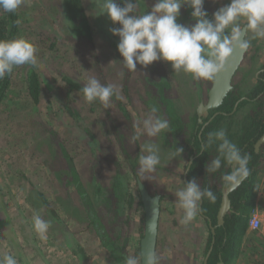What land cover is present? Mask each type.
Wrapping results in <instances>:
<instances>
[{"label":"rangeland","instance_id":"obj_1","mask_svg":"<svg viewBox=\"0 0 264 264\" xmlns=\"http://www.w3.org/2000/svg\"><path fill=\"white\" fill-rule=\"evenodd\" d=\"M82 1L96 29V45L92 48L87 42L74 38L62 0H24L19 7L23 37L33 42L38 50L41 66L35 70L42 82L43 99L38 105H20L21 101L16 98V103H8L6 99L0 105V258L7 253L13 255L18 264H25L23 259L27 264H124V260L118 263L108 252L93 226L90 227L84 219L87 206H81L80 195L73 194L72 188L67 189L68 181L72 187L76 183L75 178L67 173L72 163L69 159L72 156L77 160L76 169L87 187L90 182L99 180L103 187L110 188L115 176H119L123 185L124 179L129 178L130 191L139 195L138 157L143 154L140 147L153 142L160 148L161 162L154 173L145 179L141 177L143 180L140 181L149 185L152 193L165 198L161 204L157 246V254L162 257L160 264H203L209 240L207 226L200 213L189 224H181L183 211L176 202L175 193L184 186V155H174L175 151L168 147L162 133L152 138L142 135L136 141L132 136L135 134L134 125L148 115L150 106H158L159 116L166 108L160 102L161 97L173 101L176 110L187 120L191 118L201 100H205L210 81L199 83L200 80H193L190 74L175 73L170 62L157 60L147 67L137 64L131 81V95L126 97L127 69L117 48L119 36L110 31L121 25L113 23L107 13H102L103 0ZM115 2L121 7L124 5V0ZM156 2L139 0L138 14L151 12ZM216 2L219 3L217 6ZM230 3L231 0H204L203 8L212 19L214 12ZM243 23L241 21V26ZM247 39L251 43L248 59L250 61L254 56L253 67L259 68L264 63V39H252L251 32ZM31 68L29 65L18 66L7 92L8 98H14L13 94L21 90L24 92V79ZM247 70L235 80L243 89L250 85L248 82L253 83L250 69ZM91 76L102 84L113 83L120 87L122 105L130 112L132 120L125 118L117 107L119 100H115L111 108L99 112L104 125L98 129L95 118L91 119V114L85 115L81 109L87 104L82 96L76 97L78 102L74 104L78 107L75 110L83 113L82 124H72L70 118H64L63 108L67 103L64 78H71L84 86ZM246 112L244 109L243 113ZM88 128L92 129L89 132L96 136L95 140L85 133ZM45 129L58 133L60 138L45 135ZM64 140L66 144H62ZM126 166H135L136 174L125 169ZM117 169L123 172L122 176ZM31 184L52 201L51 210L38 203L36 206L33 199L32 203L28 200ZM66 190L70 196H63L68 194H63ZM258 198L264 208V182L260 184ZM64 201H70L71 215L64 209ZM93 208L97 211L99 207ZM52 211H56L55 215ZM120 212L119 215L112 212L100 214L103 226L113 240L120 238L116 245L121 251L125 249L126 256H138L136 252L144 231L141 230L142 218L135 211ZM36 214L50 222L46 239L42 240L33 228L32 217ZM244 236L233 264H264L262 226L260 231H252L246 240Z\"/></svg>","mask_w":264,"mask_h":264},{"label":"clouds","instance_id":"obj_2","mask_svg":"<svg viewBox=\"0 0 264 264\" xmlns=\"http://www.w3.org/2000/svg\"><path fill=\"white\" fill-rule=\"evenodd\" d=\"M23 3L24 0H0V11L13 13ZM185 4L192 9L191 16L196 20L191 27L177 22L180 9ZM203 5L204 0H157L151 12L138 14L139 0L135 3L124 0L123 7L115 0H103L101 11L107 13L113 23L121 25L110 31L119 36L117 48L129 72H136L137 64L147 67L154 61L163 60L171 63L175 73L190 74L193 80L213 81L224 71L234 49L243 53L250 48V40L245 38L248 32L252 33V39H264V0H231L229 5L214 12L211 20ZM37 51L35 44L25 37L0 40V79L18 66L29 65L39 69ZM80 92L86 103L99 102L104 109L111 108L113 97L122 99L118 85L102 84L95 76L86 79ZM158 111V106L152 105L148 115L137 121L133 141L142 135L152 138L167 132L169 121L157 115ZM216 142H219L218 154L208 164L207 172L215 173L222 166L235 165L234 170L222 175L225 189L235 191L251 175L248 167L251 157L241 153L223 128L209 132L200 150L206 152ZM140 148L143 154L138 157L137 177L145 179L156 171L161 162L160 148L153 142H146ZM182 152V148H176L174 155ZM175 196L178 208L183 211L180 223L184 225L197 217L204 198L210 202L216 200L214 192L210 188L202 189L195 179L184 184ZM32 223L39 237L46 239L50 222L36 214ZM155 228V223H152L150 230L155 231ZM161 259L154 248H148L139 256L128 255L124 264H160ZM0 264H18V261L5 253Z\"/></svg>","mask_w":264,"mask_h":264},{"label":"trees","instance_id":"obj_3","mask_svg":"<svg viewBox=\"0 0 264 264\" xmlns=\"http://www.w3.org/2000/svg\"><path fill=\"white\" fill-rule=\"evenodd\" d=\"M62 2L69 18V23L71 25L74 38L87 42L90 48L94 47L96 45V29L90 22L83 1L62 0ZM216 3L217 6L219 3ZM181 8L185 9H181V13L177 18V22L191 27L196 23V20L191 16L192 9L186 4ZM20 17L19 8L13 13L0 11V40H10L17 37H23L22 29L20 27ZM208 19L211 20V16L209 14ZM17 21H19V24H17ZM17 69L18 67H15L13 72L11 74H7L1 81L0 105L6 99V101L9 103L13 102L15 98L21 101L20 105L22 103L23 105H27L29 103H33L34 105L40 104L41 100L43 99V86L40 76L35 68H31L27 71L26 77L24 79V92L21 90L18 94H13L14 96H12L14 98L7 97V92L11 83L13 82L14 74ZM134 73L135 72H129L127 70V78L126 82L124 83V92L126 97L131 95V81ZM64 86L66 89L65 99L67 101L65 107L63 108V112L66 115L64 118L66 120L67 118H70L72 120V124L75 123L77 125H81L83 119V115L81 114L83 113L75 110L78 109V107L74 106V104L78 102L75 99L76 97H83V93L80 92V89L83 87V85L71 78H64ZM163 89H165V87H163L162 90ZM241 97L242 95L241 93L239 94L238 89L230 93L225 99L223 105L218 110H216L224 112L225 114L220 113L212 118L214 114L212 113L211 117L209 116V118L205 119V124L203 125L198 122V115L194 111L192 117L187 120V118H185L176 110V105L173 103V101L169 100V98L168 100L164 97L160 98L161 104L163 107H166L164 110H162L160 116L169 121V129L167 132L162 134L167 139V145L171 150L175 151L176 148L183 149L182 154L184 155L186 161L185 171L183 174L184 184H187L188 181L195 179L202 189L210 188L216 196L215 202H210L207 198H204L201 201L199 211L200 215L206 221V226L209 233L208 245L205 250L206 254H208L209 250H211L209 264H217L220 261V255L225 264H233L234 260L239 255L238 252L242 244V239L245 235L246 228L249 226L251 214L255 210L259 187L264 176V151L261 149L260 152H256L255 149L256 142L264 133V80L261 78L259 79V84L254 87L253 92L250 95L244 96L245 99L240 102L237 111L235 112V105ZM115 100L117 99L113 97L112 101ZM14 103L16 102L14 101ZM249 105L252 106L255 112L244 118L242 122L239 121L236 123V117L238 115L237 113L239 112L240 108ZM117 107L120 111H122L125 118L132 120L130 112L124 108L121 99H119ZM81 109L85 111V115L91 114V119L95 118L94 123L96 128H103L104 123H101V119L99 118V112H105L103 105H101L99 102H93L92 104L87 103ZM233 124L235 129L233 128ZM221 128L226 130L228 139L241 149L242 154H248L251 157L248 164V167L251 170V175L240 185L239 188L230 194L232 207L225 218L224 225L222 226L218 225L217 218L222 203L223 190L225 189L222 175L232 171L233 165L230 167L222 166L219 171L215 173H208L207 166L218 154L217 146L219 142L213 144L206 152L200 150L201 145L207 140L208 133L214 132ZM91 130V128H88L86 129L85 133L92 140H95L96 136L92 132H89ZM44 132V134L47 136L52 135L53 137L56 136L60 138L59 135H57L58 133L52 130L45 129ZM64 143L66 144L65 140L62 144ZM63 150L66 151L65 149ZM65 155L68 158V155ZM192 158H194L193 161H191ZM53 160L56 161V158H53ZM69 160H72L73 165L72 163L69 165L67 173L75 178L76 183L72 187L70 186L71 182L68 181L67 189L72 188L74 190L73 194L78 193L80 197L84 199L83 202H81L82 199L80 201L81 206H87L86 212L84 210V219L87 220L90 227L93 226V229L100 237L102 244L107 248L108 252L111 253L118 263H121V259L124 260V258L127 257L125 254V249L121 251V249L117 248L116 242H118L120 238L118 237V241L111 238L110 234L103 226L100 214H109L112 212L113 214L116 213L119 215V213H121L120 210H128L132 212L135 211V213L140 215L142 218L141 230L143 231L145 225V212L139 189V195L132 193L129 189V178H126V180L124 179L125 185H123V180L119 176H115L111 186L109 185L110 188L103 187L104 185L99 180L97 182H90L87 187V185L81 179L79 170L76 169L77 160L73 159L72 156ZM125 169H128L132 173L136 174L135 166H126ZM118 173L121 174V176L123 175V172L119 170ZM137 181H140V178H137ZM145 185L151 194H156L152 193V191L149 189V185ZM32 186L33 185L31 184L29 187L30 196L28 197V200L31 203L34 200L36 202V206L40 204L39 206H43L46 209L51 210L49 208L53 207L52 201H50L49 198L42 192L32 188ZM67 192L68 190H66L63 194ZM63 196H70V192ZM164 199L165 198L162 196L161 200ZM62 204L64 205V209L68 210L67 214L71 215L70 201H64ZM93 207L99 208L96 211V208L94 209ZM52 212L55 215L56 211ZM57 219H61L59 215L57 216ZM66 230L67 228L65 226V231ZM126 246L127 245L125 244V247ZM136 253L138 256L140 255V246L137 248ZM23 261L25 264L28 263L24 259Z\"/></svg>","mask_w":264,"mask_h":264},{"label":"water","instance_id":"obj_4","mask_svg":"<svg viewBox=\"0 0 264 264\" xmlns=\"http://www.w3.org/2000/svg\"><path fill=\"white\" fill-rule=\"evenodd\" d=\"M247 51L241 53L238 49H234L231 56L227 59L224 71L220 72L214 79L212 88L208 95V102L205 105L201 103L199 107L200 116H208L210 110L220 107L228 93L234 89L233 79L242 65L245 54ZM202 123V120L200 121ZM264 143V137L258 144ZM257 147V148H258ZM138 188L140 191L141 199L144 205L145 212V225L143 237L140 241V253L145 249L154 248L157 252L158 238H159V225L162 210V200L160 195H152L146 185L142 181H138ZM233 191L223 190V198L221 207L218 213V225L222 226L225 223V218L230 212L232 201L230 194ZM158 210V212H157ZM155 223V231L150 230V225ZM224 264V263H221Z\"/></svg>","mask_w":264,"mask_h":264},{"label":"flooded vegetation","instance_id":"obj_5","mask_svg":"<svg viewBox=\"0 0 264 264\" xmlns=\"http://www.w3.org/2000/svg\"><path fill=\"white\" fill-rule=\"evenodd\" d=\"M248 35H249V32L247 33V35H246L245 38H248ZM248 55H249V49L247 50V52L245 54V58H244V61H243L242 65L240 66L239 70L237 71V73H236V75H235V77L233 79V83L232 84L234 86V89L231 92L228 93V95H229L230 93H232L233 91H236V89H238L239 94L241 93V95H242V97L238 100V102L235 105V108H234V111L235 112L237 111V108H238V105L240 104V102H242L245 99L244 96L245 95H250L253 92L254 87L259 84V79L261 78L262 80H264V63L261 64V66L259 68H255V67H253V62L255 60V57L254 56H251L250 57V61H249ZM248 64H250V66H248ZM246 67H247V69H250V72L249 73L252 74L250 76H251V78H253V83L248 82L250 85H247V87L245 89H243V87H240L239 85L236 84L235 80H236V78L238 76H240L241 74H245V72L248 71L246 69ZM200 82H202V80H200L199 83ZM213 82H214V80L213 81H210V84H209L210 87H209V89L206 92L207 94H206L205 100L202 99L201 102L199 103V105L197 106V108L195 109V113L198 115V122L200 124H202V125L205 124V119L209 118V116L211 117V114L212 113H214L212 118H214L215 116H217L220 113L225 114L224 112L216 111V110H218L223 105L222 104L220 107H218L216 109H213V110H210L209 113H208V116H206V117H204L203 115L200 116L199 107H200L201 103H204L205 105L207 104V102H208V95H209L210 89L212 88ZM236 86H237V88H236ZM228 95H227V97H228ZM244 109H247V112L246 113H243V110ZM241 112L243 114H242L241 118L238 119V117H239V115H240ZM254 112H255V110H253V108H252L251 105L244 106V107L240 108L239 112L237 113L238 115L236 117V123H238L239 121L242 122V120L244 118H246L250 114H253ZM212 118H211V120H212ZM201 120H202V123L200 122ZM263 137H264V133L262 134V136L258 139V141L255 144L256 152H260L261 149H262V151H264L263 150L264 149V143L260 144L259 147H258V144L260 143V141L262 140ZM193 159L194 158H192L191 161H193ZM234 168H235V165H233V170H234ZM202 220L206 224V221H205V219L203 217H202ZM210 256H211V250H209L208 254L205 255V260H204L203 264H209V258H210ZM221 263H224V261L222 260V257L220 255V261L217 264H221Z\"/></svg>","mask_w":264,"mask_h":264},{"label":"built area","instance_id":"obj_6","mask_svg":"<svg viewBox=\"0 0 264 264\" xmlns=\"http://www.w3.org/2000/svg\"><path fill=\"white\" fill-rule=\"evenodd\" d=\"M262 226V218L260 216L259 210L255 209L252 214L249 221V227L252 231H258L260 230Z\"/></svg>","mask_w":264,"mask_h":264},{"label":"crops","instance_id":"obj_7","mask_svg":"<svg viewBox=\"0 0 264 264\" xmlns=\"http://www.w3.org/2000/svg\"><path fill=\"white\" fill-rule=\"evenodd\" d=\"M262 182H264V177L262 178ZM259 194H260V193H259ZM257 201H258V204H257L258 207L256 206L255 209L259 210L261 218H264V208H263V206H262V203H261L260 198H258ZM262 228L264 229V224H262ZM259 231H260V230H259ZM251 233H252V231H251L250 227L248 226V227L246 228V230H245V236H244V237H245V240H246L248 237L251 236ZM252 254H254V253L252 252ZM258 257H259V256H258ZM256 263H257V262H256Z\"/></svg>","mask_w":264,"mask_h":264}]
</instances>
